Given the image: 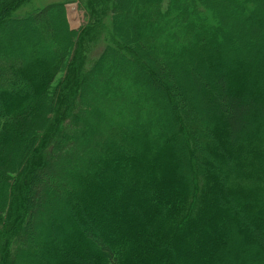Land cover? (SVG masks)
I'll return each mask as SVG.
<instances>
[{
  "label": "trees",
  "instance_id": "obj_1",
  "mask_svg": "<svg viewBox=\"0 0 264 264\" xmlns=\"http://www.w3.org/2000/svg\"><path fill=\"white\" fill-rule=\"evenodd\" d=\"M32 1L0 0V264H264V0Z\"/></svg>",
  "mask_w": 264,
  "mask_h": 264
},
{
  "label": "rangeland",
  "instance_id": "obj_2",
  "mask_svg": "<svg viewBox=\"0 0 264 264\" xmlns=\"http://www.w3.org/2000/svg\"><path fill=\"white\" fill-rule=\"evenodd\" d=\"M50 1H54V0H33L31 3H28L27 5H23L21 8L22 10H28V9H31V8H35V7H38V6H41L42 4H45L47 2H50ZM66 9H67V17H68V21H69V24H70V27L73 28V29H76V28H79L81 27L83 24H84V21H85V18H84V11L82 9H80L79 7V3H78V0H75L73 2H69L68 4H66ZM99 47H95V49L93 48L92 49V52H90L88 54V59L91 58L92 56H94L99 50ZM88 59H86V62L88 61ZM259 70V69H258ZM261 72V75H260V82L262 84H264V68L261 67L260 70ZM104 82L102 84H100L98 86V83L95 82V81H90L88 85H86V89H90V90H93V97H95L96 99H98V97H105L106 94H105V91H104V88L108 85H110V82L107 81V80H103ZM105 88V89H106ZM257 96H260V92L258 93H255ZM105 95V96H104ZM109 97V96H108ZM108 99H111V98H108ZM110 102H112V104H108V106H104V105H101V108H103V110H105L106 114H112L113 111H114V101L112 100H109ZM98 107V105H97ZM116 115V113H115ZM102 120L105 119V116H102L101 118ZM264 128V125H260L259 129H262Z\"/></svg>",
  "mask_w": 264,
  "mask_h": 264
}]
</instances>
